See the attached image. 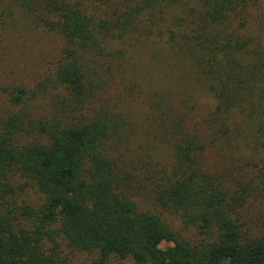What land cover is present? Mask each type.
Here are the masks:
<instances>
[{
  "label": "trees",
  "instance_id": "16d2710c",
  "mask_svg": "<svg viewBox=\"0 0 264 264\" xmlns=\"http://www.w3.org/2000/svg\"><path fill=\"white\" fill-rule=\"evenodd\" d=\"M2 2L0 31L24 24L62 47L44 78L3 87L0 264H73L77 252L93 264H264V216L249 215L264 198V0ZM160 49L212 101L195 114L173 89L150 99L169 158L130 171L116 152L126 123L109 82ZM208 141H240L244 168L211 169Z\"/></svg>",
  "mask_w": 264,
  "mask_h": 264
},
{
  "label": "rangeland",
  "instance_id": "374dc122",
  "mask_svg": "<svg viewBox=\"0 0 264 264\" xmlns=\"http://www.w3.org/2000/svg\"><path fill=\"white\" fill-rule=\"evenodd\" d=\"M0 0V7H4ZM0 117L9 110L10 104L3 87L13 83L34 84L44 78L53 69L55 61L61 50V41L57 36L24 24H15L14 28L0 31ZM158 52L156 59L150 65L149 51L139 56L141 63L129 67L126 70L125 79H118L109 84V105L113 108V101L117 100V113L125 120L126 129L122 136L116 140L117 154L123 167L130 171H140L142 164L151 161V157L159 160L169 158L170 149L166 143L156 141L159 131L157 126L150 122V114L153 113L150 99H156L158 93H165L173 89L176 97H191L196 105L195 114H201L208 110L212 101L209 95H201L199 90H193L192 86L182 79L183 64L179 57L172 56L166 51ZM123 88L124 92H120ZM152 97V98H151ZM160 96L158 95L157 98ZM198 118V117H195ZM205 131V128H203ZM249 157L247 150L240 141L225 144L221 141L209 142L205 153V161L211 169L225 173L244 168ZM145 205L151 202L149 198H143ZM259 214L264 216V198L252 200L249 205V215ZM167 221L179 226L176 214L166 212ZM92 256L85 252H77L73 264H93ZM107 264H135L130 259H111Z\"/></svg>",
  "mask_w": 264,
  "mask_h": 264
}]
</instances>
